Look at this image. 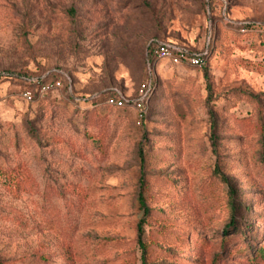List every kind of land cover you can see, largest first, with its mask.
I'll return each instance as SVG.
<instances>
[{"label":"rangeland","instance_id":"374dc122","mask_svg":"<svg viewBox=\"0 0 264 264\" xmlns=\"http://www.w3.org/2000/svg\"><path fill=\"white\" fill-rule=\"evenodd\" d=\"M142 178L150 264H264V0H0V260L141 264Z\"/></svg>","mask_w":264,"mask_h":264},{"label":"built area","instance_id":"2783aa9c","mask_svg":"<svg viewBox=\"0 0 264 264\" xmlns=\"http://www.w3.org/2000/svg\"><path fill=\"white\" fill-rule=\"evenodd\" d=\"M155 49L151 56L148 57L147 63L151 67L152 64H155L157 60L167 59L175 65L180 64H189L194 67L204 68L208 64L207 52H195L185 45H182L178 42L173 41H161L156 40L154 44ZM154 77L152 70L148 72V78L143 82L138 90L137 96L133 100H128L122 95L118 97H110L106 100V103L116 106L124 107L130 106L136 111L138 121L144 118L148 102L151 98V95L154 91ZM26 81H33L39 84L40 90L42 92H48L50 90H58L62 87L60 80H43L36 78L24 77ZM23 97L26 100H33V93L30 90H26L22 93ZM80 100V99H78ZM85 100V99H84ZM83 100V101H84Z\"/></svg>","mask_w":264,"mask_h":264},{"label":"trees","instance_id":"16d2710c","mask_svg":"<svg viewBox=\"0 0 264 264\" xmlns=\"http://www.w3.org/2000/svg\"><path fill=\"white\" fill-rule=\"evenodd\" d=\"M243 28L247 29V28H249V26H247V27L245 26ZM147 78H148V76H147ZM155 82H154V86L156 87V83ZM155 87H154V89H155ZM110 94H112L113 96H111V95L106 96L105 102L110 97H118V93H116L113 90L110 91ZM151 98H152V96H151ZM92 103L94 104V101ZM90 104H91V102H90ZM105 105L110 106V107H115V108H125V107H127V106L116 107V106L110 105L108 103H105ZM128 107H130V106H128ZM147 108H148V106H147ZM146 113H147V111H146ZM146 117H147V114H145L144 118H146ZM144 118L142 120H144ZM215 129H216V123H213L212 124V131H213V137L214 138H215V136H214ZM214 153L217 155V159H218L219 158V152H218V148H217L215 142H214ZM214 172L216 174L220 175L222 180L227 184V186L229 188V193L231 195V204L230 205H231V208H233V211H234L235 208H236V206L234 204L235 203V198H236V196H235L236 195V190L234 189V186L231 183L230 178L226 174H224L222 172L218 160L216 161V167H215ZM141 181H142L141 182L142 188H141V191H140V194H139V202H140V206H141V208H142V210L144 212V217L141 219V221L138 224V244H139V248L141 250V258H140L141 264H150V262H149V245H148L149 242L145 241L146 229H145L144 226H145L146 217L150 214L151 209H150V207L147 204V200H146L145 194L143 192V188H145V187H143V186H145L143 178H142ZM235 225H236L235 217L233 216L231 218L230 222L228 223V227H226V231H229V228L236 229ZM258 254H260V255H262L264 257V250H260L258 252ZM33 256H34V258L36 260H39L40 262H45L47 260V256L45 254H41L40 253V254L33 255ZM0 264H5V263L2 260H0Z\"/></svg>","mask_w":264,"mask_h":264}]
</instances>
